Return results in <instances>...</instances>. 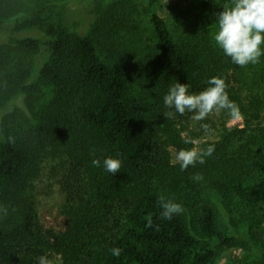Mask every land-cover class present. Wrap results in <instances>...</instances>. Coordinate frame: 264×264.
I'll use <instances>...</instances> for the list:
<instances>
[{
	"label": "trees",
	"instance_id": "16d2710c",
	"mask_svg": "<svg viewBox=\"0 0 264 264\" xmlns=\"http://www.w3.org/2000/svg\"><path fill=\"white\" fill-rule=\"evenodd\" d=\"M169 1L163 18L160 0H91L79 33L60 3L0 0V116L21 95L34 109L41 86L53 92L34 123L0 118V264H215L232 250L247 254L235 264H264L252 237L264 224V55L241 67L216 46L218 14L232 0ZM30 30L44 38L16 36ZM43 48L47 61L31 79ZM249 69L257 80L247 91ZM212 76L224 79L244 124L224 125L201 143L215 148L205 163L181 171L176 154L194 148V127L214 111L202 124L188 112L165 117L162 98L177 81L198 93ZM58 155L65 204L49 227L35 182ZM109 156L122 161L115 175L103 168ZM161 198L183 212L163 220Z\"/></svg>",
	"mask_w": 264,
	"mask_h": 264
},
{
	"label": "clouds",
	"instance_id": "9594fccd",
	"mask_svg": "<svg viewBox=\"0 0 264 264\" xmlns=\"http://www.w3.org/2000/svg\"><path fill=\"white\" fill-rule=\"evenodd\" d=\"M213 40L232 63L241 67L257 63L264 55V0H232L230 6L218 14ZM207 85L202 91L193 93L189 91L190 86L187 83L177 81L172 84L162 98L163 106L170 110L163 115L171 117L178 113L182 116L188 112L193 113V120L203 121L211 112L224 109L233 118H238V110L227 95L224 79L212 76L207 80ZM201 127L207 130L206 124H202ZM184 143H191V140L185 139ZM214 150L213 145L201 150L182 149L176 154V160L181 171H184L197 163L204 164L205 158L210 157ZM102 163L106 172L115 175L119 172L122 161L118 157L109 156ZM92 164L99 167L101 161L94 159ZM191 179L201 181L203 177L196 174ZM159 203L163 209L161 212L163 220H170L173 215L184 210L180 203L172 200L165 201L161 198ZM151 224L152 221L149 219L148 226ZM113 254L119 255V249H113ZM38 264H48L47 258L39 257Z\"/></svg>",
	"mask_w": 264,
	"mask_h": 264
},
{
	"label": "rangeland",
	"instance_id": "374dc122",
	"mask_svg": "<svg viewBox=\"0 0 264 264\" xmlns=\"http://www.w3.org/2000/svg\"><path fill=\"white\" fill-rule=\"evenodd\" d=\"M90 1L91 0H47V3L48 5L51 3H60L64 5V9L58 8L57 11L64 12L70 27L74 31L84 33L87 32L89 23L91 22L92 18L87 9L90 5ZM140 1L145 3L148 0ZM171 3L172 1L169 0H160V6H162V8L159 10V12L163 18L168 17L167 8L168 5ZM4 35L3 37L6 38V36ZM16 36H18L19 38H44L42 32L38 30L24 31L22 33H18ZM46 54L47 49L43 48L41 53L37 56V63L34 67L31 79L33 77L35 78L39 74L41 67L47 61ZM255 64L257 65L258 63ZM249 70H247L248 77L244 81V87L247 91H249L248 88H250V86L253 84V81L257 80V77H255L251 70ZM247 91H245V94H248ZM52 93L53 92L50 87L41 86L36 96L33 97L31 100L34 103L35 108L39 107L40 109L43 104L48 102ZM27 99L28 95H21L16 100L15 105L7 109L4 114L2 113L0 118L6 119L8 116L16 115L8 123L11 127L16 128L19 127L20 123L26 122L24 117L29 120L30 123H34V115L37 110H35V108L30 109L27 106ZM211 118L212 122H208V124H206L207 130L198 127L199 123L196 124V126L194 127L195 130L201 132L200 135L194 141V148L197 150H200V145L203 141L219 139L221 129L224 125H226L227 127H232L235 125H240L243 127L244 124V119L242 116H238V118H233L229 113H225L223 109H221L220 111H214ZM199 122L202 124L201 121ZM65 159L66 158L60 155L48 157L43 165L42 174L35 182V194L38 199L40 217L43 223L49 227H58V224L60 223L62 218V211L64 209L65 198L61 190L59 180L61 176V169L64 165ZM240 232L241 234H246L248 233V228L242 227ZM252 237L256 242V245L258 244V246L264 248V224L254 230ZM251 247L255 250V245H252ZM246 257L247 254L245 252L232 250L227 255H224L223 257L218 259L215 264H235L236 262L239 263ZM49 264H59V257L53 256Z\"/></svg>",
	"mask_w": 264,
	"mask_h": 264
}]
</instances>
